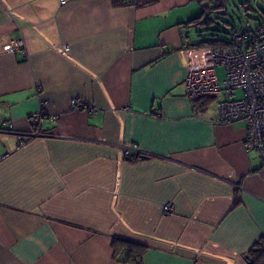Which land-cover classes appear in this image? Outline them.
<instances>
[{"label": "crops", "instance_id": "0c3cea01", "mask_svg": "<svg viewBox=\"0 0 264 264\" xmlns=\"http://www.w3.org/2000/svg\"><path fill=\"white\" fill-rule=\"evenodd\" d=\"M192 4L0 0V264H130L114 239L144 246L141 264H247L264 176L244 125L186 97L211 66L186 45Z\"/></svg>", "mask_w": 264, "mask_h": 264}, {"label": "built area", "instance_id": "2783aa9c", "mask_svg": "<svg viewBox=\"0 0 264 264\" xmlns=\"http://www.w3.org/2000/svg\"><path fill=\"white\" fill-rule=\"evenodd\" d=\"M69 1L58 0L60 5ZM22 48V43L17 41L5 45L3 50L13 52ZM64 50L67 51V47ZM217 66L224 69L222 81L215 72ZM184 84L186 97L192 105L198 99L211 98L217 101L219 123L244 125V149L258 155L260 173L264 176V22L255 27L244 26L234 30L230 46L212 48L211 66L189 71ZM75 106L88 112L95 111L94 107L80 103ZM42 120L41 112L31 115L30 122L38 129L33 136L41 135ZM4 125L2 122L1 127ZM122 155L130 158L133 155L143 156V153L136 144H131L122 150ZM164 209L172 211L173 207L166 204Z\"/></svg>", "mask_w": 264, "mask_h": 264}, {"label": "trees", "instance_id": "16d2710c", "mask_svg": "<svg viewBox=\"0 0 264 264\" xmlns=\"http://www.w3.org/2000/svg\"><path fill=\"white\" fill-rule=\"evenodd\" d=\"M197 3L200 6V14L189 20L187 26L193 30L195 39L186 44L191 48H225L231 44V34L234 30L244 27V25H237L233 17L227 10L228 0H189ZM245 16L250 19L253 14L258 26L264 22V8L261 5H252L250 0H240ZM158 0H111L114 7H135L145 8L156 4ZM258 10H257V9ZM261 11L260 15L258 14ZM240 14V11H239ZM211 98H203L195 101L194 109L196 112H201L205 109L207 102ZM201 102V103H200ZM200 103V104H199ZM142 156L136 158H128L129 160H139ZM114 248V257L121 250L127 252L125 261L130 264H141L142 255L146 248L134 242L114 239L112 242ZM247 264H264V238L259 239L245 255Z\"/></svg>", "mask_w": 264, "mask_h": 264}, {"label": "rangeland", "instance_id": "374dc122", "mask_svg": "<svg viewBox=\"0 0 264 264\" xmlns=\"http://www.w3.org/2000/svg\"><path fill=\"white\" fill-rule=\"evenodd\" d=\"M192 5H193V7L197 8V14L193 17V18H195V17H197L200 14L201 9H200V6L197 3H195V2H193ZM252 5L255 7V5L253 3V0H252ZM260 7L264 8V4H262ZM227 10H228L229 14L233 17V19L235 20V22H236V24L238 26L242 24L244 26L255 27L257 25V21H256V19H254V17L257 16V15L253 14L252 15L253 17L248 19L245 16V12L243 10V6L241 5V1L240 0H228ZM239 11H240V14H239ZM260 13H261V11H259L258 14L260 15ZM193 37H194V33H193ZM208 51H209V49H208ZM210 53H211V49H210ZM215 72L217 74V77H218L219 81H222L223 78H224V69H223V67H221V66L215 67ZM237 94H240V92H237ZM215 106H216L215 102H212V104L210 105L208 110L209 111H213Z\"/></svg>", "mask_w": 264, "mask_h": 264}]
</instances>
